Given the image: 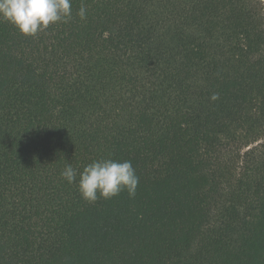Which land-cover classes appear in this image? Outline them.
<instances>
[{
  "label": "trees",
  "instance_id": "1",
  "mask_svg": "<svg viewBox=\"0 0 264 264\" xmlns=\"http://www.w3.org/2000/svg\"><path fill=\"white\" fill-rule=\"evenodd\" d=\"M71 10L0 21V264H264V0ZM100 159L134 198H82Z\"/></svg>",
  "mask_w": 264,
  "mask_h": 264
},
{
  "label": "clouds",
  "instance_id": "2",
  "mask_svg": "<svg viewBox=\"0 0 264 264\" xmlns=\"http://www.w3.org/2000/svg\"><path fill=\"white\" fill-rule=\"evenodd\" d=\"M71 0H0V21L12 24L20 34L35 36L46 30L50 24L67 22L71 18ZM81 20L86 19V8L81 6L78 12ZM219 99V94L210 97ZM77 170L69 163L61 171V177L69 184L77 182ZM139 177L131 161L100 159L93 161L79 173L78 191L88 203L98 199L105 200L127 191L134 198Z\"/></svg>",
  "mask_w": 264,
  "mask_h": 264
}]
</instances>
